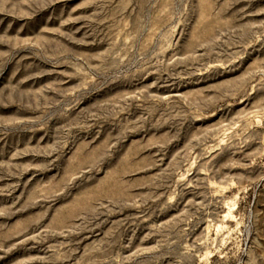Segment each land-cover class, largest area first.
<instances>
[{
  "label": "rangeland",
  "instance_id": "obj_1",
  "mask_svg": "<svg viewBox=\"0 0 264 264\" xmlns=\"http://www.w3.org/2000/svg\"><path fill=\"white\" fill-rule=\"evenodd\" d=\"M0 264H264V0H0Z\"/></svg>",
  "mask_w": 264,
  "mask_h": 264
}]
</instances>
